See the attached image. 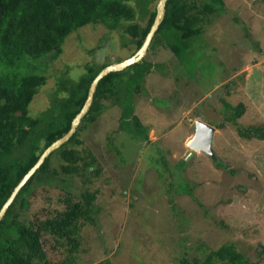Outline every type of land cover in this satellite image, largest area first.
Returning a JSON list of instances; mask_svg holds the SVG:
<instances>
[{
	"label": "rangeland",
	"instance_id": "374dc122",
	"mask_svg": "<svg viewBox=\"0 0 264 264\" xmlns=\"http://www.w3.org/2000/svg\"><path fill=\"white\" fill-rule=\"evenodd\" d=\"M222 1L221 11L204 16L182 60L153 34L141 57L151 66L132 96L146 138L119 129L120 105L103 99L102 110L79 127L78 142L66 144L94 157L89 169L64 172L59 151L48 155L46 171L25 194L27 206H15L18 218L52 215L86 191L95 208L92 220L76 219L74 247L64 237L45 239L48 264H182L227 241L264 264V139L240 136L221 103L244 104L239 125H264V0ZM155 3L148 0V8ZM146 17L135 20L142 25ZM61 47L30 62L46 75L28 103L32 115L85 63L119 61L136 49L122 28L101 23L78 26ZM196 118L214 126L212 154L187 144Z\"/></svg>",
	"mask_w": 264,
	"mask_h": 264
},
{
	"label": "trees",
	"instance_id": "16d2710c",
	"mask_svg": "<svg viewBox=\"0 0 264 264\" xmlns=\"http://www.w3.org/2000/svg\"><path fill=\"white\" fill-rule=\"evenodd\" d=\"M222 2L166 0L163 17L154 35H162L169 48L182 60L183 52L200 33L204 16L221 11ZM154 12V6L148 8V0H0V205L41 150L67 130L70 119L85 98L91 78L106 64L85 63L84 71L76 79H60L47 107L32 115L28 112V103L44 83L46 75L34 70L30 62L46 54L58 55L64 37L87 23H101L109 29L122 28L137 48ZM146 13V22L139 24L136 16L143 17ZM150 66L151 62L141 58L98 79L91 103L78 126L66 141L55 148L64 161L60 164L62 171L81 172L89 169L94 161L92 155L84 159L75 147L66 144L78 142L79 127L84 121L93 120L102 110L103 99L120 105L119 129L146 138V126L133 112L132 96ZM221 103L223 118L235 125L240 136L264 139L263 124L242 126L237 123L236 118L244 111L241 101L232 104L221 98ZM221 125V122L215 124L217 127ZM48 155L18 189L0 218V264H38V260L48 264L43 248L45 239L54 235L58 244L57 239L64 237L74 247L76 219H93L94 193L91 191L78 194L64 210L52 215L36 216L30 223L18 218L15 206H27L25 194L32 193L37 185L33 179L46 171ZM181 262L253 264L229 241L208 249L202 257L182 258ZM93 264H109V261L104 258Z\"/></svg>",
	"mask_w": 264,
	"mask_h": 264
},
{
	"label": "water",
	"instance_id": "95a60500",
	"mask_svg": "<svg viewBox=\"0 0 264 264\" xmlns=\"http://www.w3.org/2000/svg\"><path fill=\"white\" fill-rule=\"evenodd\" d=\"M166 0H156L155 3V12L152 19V22L149 25L147 32L145 33L140 45L127 57L115 61L110 62L103 65L91 78L85 98L80 106V108L74 113L72 118L70 119L69 126L65 132H63L60 136L53 139L49 142L38 154L36 160L33 162L32 165L21 175V177L17 180V182L12 187L11 191L4 199V201L0 205V218L2 217L4 211L6 210L7 206L12 201L13 197L17 193L18 189L24 184V182L29 178V176L35 171V169L42 163L44 158L49 154L50 151L57 148L61 143L66 141L68 137L74 132L76 126L80 120V118L85 114L87 111L91 100L92 95L96 86L98 79H100L104 74L112 70H120L125 66L141 60L142 55L145 53L146 48L158 26L160 23L163 14H164V5ZM214 131V126L204 122L201 119H194V132L188 141V146L190 149H197L203 150L208 154H212L211 149V141L212 135Z\"/></svg>",
	"mask_w": 264,
	"mask_h": 264
},
{
	"label": "bare ground",
	"instance_id": "6f19581e",
	"mask_svg": "<svg viewBox=\"0 0 264 264\" xmlns=\"http://www.w3.org/2000/svg\"><path fill=\"white\" fill-rule=\"evenodd\" d=\"M189 140H190V139H189ZM189 140H188V141H189ZM187 144H188V142H187ZM195 150H197V149H195Z\"/></svg>",
	"mask_w": 264,
	"mask_h": 264
}]
</instances>
